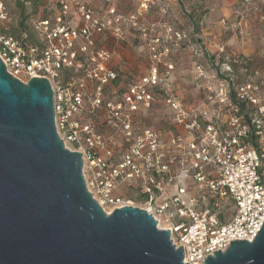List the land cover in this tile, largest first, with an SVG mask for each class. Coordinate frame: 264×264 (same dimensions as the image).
<instances>
[{"label":"built area","instance_id":"obj_1","mask_svg":"<svg viewBox=\"0 0 264 264\" xmlns=\"http://www.w3.org/2000/svg\"><path fill=\"white\" fill-rule=\"evenodd\" d=\"M44 1L47 16H31V32L18 35L11 0H0V57L22 82L49 80L58 135L81 152L87 189L104 211L145 209L158 229H170L184 263L205 264L231 241H253L264 224V56L257 68L246 60L242 82L231 68L199 65L198 101L185 104L162 86L157 67L120 85L124 73L98 42L106 22L85 0ZM234 13L253 14L264 28V0H238ZM156 99L175 111L180 129L165 140L133 126ZM128 180L140 188L139 203L116 192Z\"/></svg>","mask_w":264,"mask_h":264},{"label":"water","instance_id":"obj_2","mask_svg":"<svg viewBox=\"0 0 264 264\" xmlns=\"http://www.w3.org/2000/svg\"><path fill=\"white\" fill-rule=\"evenodd\" d=\"M83 166L58 135L49 80L22 82L0 57V264H189L145 209L107 214ZM205 264H264V224Z\"/></svg>","mask_w":264,"mask_h":264},{"label":"rangeland","instance_id":"obj_3","mask_svg":"<svg viewBox=\"0 0 264 264\" xmlns=\"http://www.w3.org/2000/svg\"><path fill=\"white\" fill-rule=\"evenodd\" d=\"M85 1L106 22L98 42L111 53L112 67L124 73L122 86L130 81V74L140 80L157 67L162 86L170 87L185 104L193 103L200 95L199 65L219 71L231 68L237 81L242 82L246 60L256 68L263 64L264 28L250 27L247 19L237 18L234 13L237 2H231L232 14L228 16L218 12L226 5L225 0ZM46 6L44 0L27 5L11 0V9L18 19L14 32L18 35L31 32V16H47ZM222 19L226 22H221ZM175 117L172 108L156 99L149 108L133 115L134 130L143 136L151 128L165 140L178 128ZM133 142H122V149L126 150ZM116 192L136 203L141 201L140 188L133 180L121 184Z\"/></svg>","mask_w":264,"mask_h":264},{"label":"crops","instance_id":"obj_4","mask_svg":"<svg viewBox=\"0 0 264 264\" xmlns=\"http://www.w3.org/2000/svg\"><path fill=\"white\" fill-rule=\"evenodd\" d=\"M238 0H225L224 1V4H226L224 7H222V8H220L219 10H218V12L219 13H225L226 15H228V16H230L232 13V10H231V7H230V5L232 4V3H236ZM232 2V3H231ZM248 22H249V24H250V27L251 26H253L254 28H263L262 27V25L259 23V21H258V19H257V17L255 16V15H253V14H250L249 15V18H248V20H247ZM260 42H262V41H260Z\"/></svg>","mask_w":264,"mask_h":264}]
</instances>
